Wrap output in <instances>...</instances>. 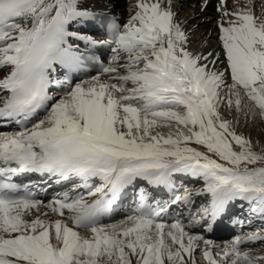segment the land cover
Wrapping results in <instances>:
<instances>
[{
  "label": "snow or ice",
  "instance_id": "6c2138e0",
  "mask_svg": "<svg viewBox=\"0 0 264 264\" xmlns=\"http://www.w3.org/2000/svg\"><path fill=\"white\" fill-rule=\"evenodd\" d=\"M100 2L0 0V264H264L245 250L264 243V148L234 126L264 122V0L260 15L220 0L207 54L188 51L172 0H135L123 24ZM97 21L99 39L70 30ZM32 174L71 187L42 200ZM234 203L261 227L223 245L196 233Z\"/></svg>",
  "mask_w": 264,
  "mask_h": 264
},
{
  "label": "bare ground",
  "instance_id": "6f19581e",
  "mask_svg": "<svg viewBox=\"0 0 264 264\" xmlns=\"http://www.w3.org/2000/svg\"><path fill=\"white\" fill-rule=\"evenodd\" d=\"M90 3H94L95 0H89ZM135 0H102L100 3H96V9L98 11H105L109 14L117 16L122 24L127 21L130 12L129 6L134 3ZM206 4V7H202ZM220 4L219 0H172V8L176 13V21L182 26L188 37V51L193 53L208 52H221L222 45L219 40V22L221 13L217 11V7ZM241 6H245L243 3ZM226 7L229 11H232L235 7L234 0H227ZM254 11L256 15L261 13V4L255 0ZM83 26V27H82ZM70 30H80L86 33L84 24H75ZM223 59V57H221ZM224 118L234 120L236 116L235 109L231 114L227 109L222 108ZM236 131L242 133L245 137L250 138L255 151H260L264 148V122L257 115L256 117L249 116L247 119L244 114L239 116V124H235ZM195 146V145H193ZM183 186L189 189L195 190L203 186V182H193L191 179H185ZM181 182H177L179 188ZM71 186H66L60 190L66 191ZM160 195L156 196L157 202H165L168 200L169 194L167 190L160 191ZM196 203L199 204L200 198H195ZM231 210L228 215L222 216L212 224V230L207 231L205 228H197L195 231L197 234H202L206 239L214 241L216 244L223 245L226 242L231 241L235 236L243 233L254 231L261 227V221L256 218L248 227L247 223H239L244 216L250 219L248 206L241 205L240 203H234L231 206ZM179 209L177 208L172 216H178ZM120 219V218H117ZM187 221L185 220V223ZM246 224V225H245ZM223 230V231H220ZM245 250L257 255H264V243L255 242L248 246H245Z\"/></svg>",
  "mask_w": 264,
  "mask_h": 264
}]
</instances>
